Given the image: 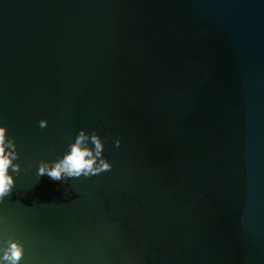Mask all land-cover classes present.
<instances>
[{
  "label": "water",
  "instance_id": "95a60500",
  "mask_svg": "<svg viewBox=\"0 0 264 264\" xmlns=\"http://www.w3.org/2000/svg\"><path fill=\"white\" fill-rule=\"evenodd\" d=\"M0 122L22 264H264V0H0ZM81 128L112 168L37 177Z\"/></svg>",
  "mask_w": 264,
  "mask_h": 264
},
{
  "label": "clouds",
  "instance_id": "9594fccd",
  "mask_svg": "<svg viewBox=\"0 0 264 264\" xmlns=\"http://www.w3.org/2000/svg\"><path fill=\"white\" fill-rule=\"evenodd\" d=\"M49 121L43 118L39 126L45 128ZM121 143L120 139L116 144ZM105 139L98 131L81 128L56 159H42L36 169L37 177L48 175L54 180L98 175L112 168V162L104 156ZM33 165L29 164L28 168ZM20 147L9 125L0 122V204L11 194L16 177L21 173ZM4 217L0 216V264H22L26 247L22 239L3 230Z\"/></svg>",
  "mask_w": 264,
  "mask_h": 264
}]
</instances>
